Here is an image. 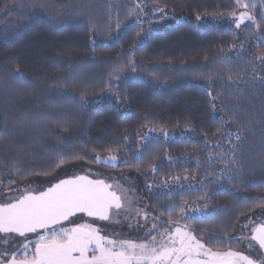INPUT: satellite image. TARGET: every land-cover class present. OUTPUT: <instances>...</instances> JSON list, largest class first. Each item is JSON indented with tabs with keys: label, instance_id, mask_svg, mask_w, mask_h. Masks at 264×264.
<instances>
[{
	"label": "trees",
	"instance_id": "1",
	"mask_svg": "<svg viewBox=\"0 0 264 264\" xmlns=\"http://www.w3.org/2000/svg\"><path fill=\"white\" fill-rule=\"evenodd\" d=\"M135 1L172 24H135ZM233 11L255 17L250 55L223 26ZM257 56L264 58V0H0L3 194L63 171L133 174L150 181L161 230L165 209L175 206V219L183 208L181 225L207 247L245 252L241 224L264 212ZM113 156L118 164H106ZM59 160L66 163L55 168Z\"/></svg>",
	"mask_w": 264,
	"mask_h": 264
},
{
	"label": "snow or ice",
	"instance_id": "2",
	"mask_svg": "<svg viewBox=\"0 0 264 264\" xmlns=\"http://www.w3.org/2000/svg\"><path fill=\"white\" fill-rule=\"evenodd\" d=\"M236 2L241 4V0ZM229 15L238 20L237 28L245 19L256 23L255 17L248 12L237 16L233 11ZM115 159V156L111 157V160ZM65 163V160H59L55 168ZM33 174L50 175L51 172L28 173ZM16 175L20 179L27 178L23 170H16ZM235 178L228 176L229 181ZM6 183L11 185L15 181ZM49 183L51 186L44 191L36 192L25 186L23 190L15 189L5 196L4 182H0V264H264V253L259 252L264 250V222L258 226L252 222L249 244L252 245V241L258 244L257 260L231 248L213 251L181 225L183 208L181 216L173 218L171 212L175 206L165 209L169 213L161 222L165 231L157 228L155 221L158 218L153 216L151 227L143 238L146 242H137L122 238L115 230L112 234H102L101 227L78 222L87 216L94 221L121 224L126 220L129 227H145L139 219L142 216L147 222L149 213L135 208L126 190L103 179H90L87 175L57 178L56 182ZM259 203L264 205V201ZM69 223L74 226H68ZM247 227L248 223L241 224L242 229ZM169 228L172 230L168 231ZM29 234H35V237ZM17 237L23 239L17 240Z\"/></svg>",
	"mask_w": 264,
	"mask_h": 264
},
{
	"label": "rangeland",
	"instance_id": "3",
	"mask_svg": "<svg viewBox=\"0 0 264 264\" xmlns=\"http://www.w3.org/2000/svg\"><path fill=\"white\" fill-rule=\"evenodd\" d=\"M134 4H135L134 8L130 10L128 14H129V17H133L135 19L134 20L135 24L140 25V26L148 25L152 31H159V29H162L165 26L172 24L171 23L172 18L168 17L165 14V12L151 10L150 8H148L147 3L143 1L139 3L135 1ZM239 15L240 13H237V16ZM222 21H224L223 26H226V28L228 27L238 33L239 35L238 47H240L241 49L240 54L250 55L255 44H257V42L253 41L254 38L256 37L259 38V33L255 31L254 29L251 30L250 28L253 26L252 22L245 19V21L240 24V27L237 28L236 23L238 22V20L233 16L222 18ZM246 28L249 30L248 35H247L248 31L245 30ZM241 33H243V36L241 35ZM237 49L238 48L235 47L233 50L237 51ZM257 59L260 60L258 64L259 71L257 73V76H258L257 78L261 79V81H264V58L257 56ZM105 162L106 164H110L112 166L118 164L116 160L113 161L110 159ZM65 172L66 171H63V173H60L57 177L52 178V180L41 181L40 184L31 183L28 186L34 189L36 192L44 191V190H47L49 186H51L49 182L54 183L56 182L57 178L70 179V178H74L77 175H87L91 179H103L105 180L106 183L113 184L114 186H119L120 189L127 191V194L132 199L133 206L135 208L144 209L149 213L147 222H145L142 216L139 219V223L141 225H146L145 227H139V228L135 226L129 227L128 221L126 220L123 221L121 224H110L109 222H101L98 220L94 221L93 219H90L88 217L87 218L83 217V219L79 220L78 222L79 223H89V222L93 223L94 226L101 227L103 229L102 234H105V233L112 234L113 230H115V232L119 233L122 238H130L137 242H142V241L146 242L143 240V238L145 237L147 230L151 227V224L153 222L152 221L153 215L151 213L150 206L148 204L149 203L148 198L146 195L147 190H148V185L151 184L148 178H144L143 180V177L140 178L139 176L133 175V174L131 175L130 174L116 175V174H111V173L103 174L99 171L96 172L91 169H85L84 171H74V173H71V174H66ZM185 181L186 183L190 182L189 180H185ZM20 190H23V189H20ZM10 193H13V191L7 192L6 194H3V195L7 196ZM201 214H196V215H201ZM185 216L187 218H190V217L195 216V214L189 213V215H185ZM252 222H255L256 226H258L259 223L264 222V212L260 213L258 217L251 218L247 220V222H244V223H248V227L243 228V229L240 228L237 236H239V238L241 239L242 246L245 247V252H243L242 254L249 255L250 258L257 260L259 246H257L256 243H254L253 241H252V245L249 244V239L251 235L253 234L251 231L253 227ZM155 223H156L157 228H159L157 224V220L155 221ZM68 226H74V225L69 223ZM159 229L161 230V228ZM30 237L34 238L35 235L34 236L31 235ZM16 239L22 240L23 238L17 237ZM159 239L160 237L157 236V240ZM10 243L12 242L10 241ZM259 252L262 253V250H259Z\"/></svg>",
	"mask_w": 264,
	"mask_h": 264
},
{
	"label": "water",
	"instance_id": "4",
	"mask_svg": "<svg viewBox=\"0 0 264 264\" xmlns=\"http://www.w3.org/2000/svg\"><path fill=\"white\" fill-rule=\"evenodd\" d=\"M91 179V178H90ZM84 217H86L87 218V216H84ZM89 218V217H88ZM90 219H92V218H90ZM31 235H35V234H29V236H31ZM20 238V237H19ZM254 243H256L255 241H253ZM256 245L258 246V244L256 243ZM262 253H264V250H262Z\"/></svg>",
	"mask_w": 264,
	"mask_h": 264
}]
</instances>
